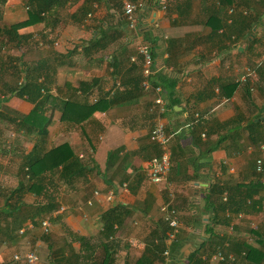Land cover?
<instances>
[{"label": "crops", "instance_id": "crops-1", "mask_svg": "<svg viewBox=\"0 0 264 264\" xmlns=\"http://www.w3.org/2000/svg\"><path fill=\"white\" fill-rule=\"evenodd\" d=\"M24 1L0 3V27L26 19ZM130 1L140 3L135 30L126 28L121 15L113 11L118 6L116 1L67 0V21L58 23L52 32L46 33L48 30L40 22L18 28V34L29 37L22 38L17 46L14 39L0 34V180L3 190L17 184L18 169L36 139L34 132L16 127L14 120L28 114L33 104L10 93V89L22 77L21 68L36 60H52L55 53L71 51L67 64L55 67L54 62L50 63L55 71L41 76L52 95L46 99L40 113L48 120L44 148L66 142L88 167L84 177L67 187L61 184L57 174L45 172L42 183L49 188L22 195L21 200L26 203L57 201L64 210L40 213L30 226L28 220L24 221L12 236L0 233V264H25L22 257L31 250L37 257L33 264H58L50 256L58 247L54 245L55 239L60 238L57 235H64V247L57 249V257H67L64 264H100L102 248L96 243L105 239L99 234V217L109 207H115L113 214H118V222L113 224L114 238L110 240H116L111 264H133L144 246L155 241L153 236L158 229L165 227L160 205L171 206L177 213L180 224L174 239L177 238L163 242L167 250L173 241L178 242L175 257L184 263L189 251L205 235L201 219L212 216L204 202L210 186L245 179L251 169L249 157L255 153L260 155L256 147L246 144L245 131L241 129L238 134L233 131L237 123L242 125L257 113L264 98V81L260 78L250 81L249 88L239 80L245 73L244 68L252 66L251 61L258 64L264 59L261 37L264 13L252 37L246 39L236 35L241 33L242 21L231 20L237 17L235 13L243 12L244 6L234 9L229 4L220 6L214 0ZM248 4L255 13L259 11L260 6L253 0ZM208 8L214 12L210 22ZM230 8L232 11L228 12ZM119 19L123 20L125 34H112L103 49H83L98 28H110L111 33L118 31L122 27ZM222 29L225 35L219 34ZM33 33L43 43L39 45L42 50L36 47L38 42L32 37ZM139 43L150 49L153 63L158 67L153 73L175 80L171 101L163 98L165 93L160 86L158 92L149 87L135 101L126 100L104 111H95L80 124L59 120L57 86L65 82L75 85L80 79L98 77V86L92 94L97 97L111 93L115 81H120L119 77L125 75L131 63L136 65L133 73L140 72L142 59L135 49ZM125 46L129 49L124 55L123 67L119 75L113 76L106 59ZM148 78L150 82V75ZM231 82L237 83L228 95L225 85ZM157 96L162 98L163 110L154 103ZM157 120L167 131L170 167L164 180L155 184L149 181L146 167L147 160L158 153V147L148 139ZM113 150L116 153L107 160ZM209 197L217 198L214 193H209ZM87 200L90 205L86 204ZM64 201L67 204H63ZM4 203L5 197L0 195V208H4ZM260 205L259 210L243 214L233 233L218 224L214 225V232L221 238L244 237L257 247L256 238L247 235L243 228L246 219L249 223L253 220L264 235V202ZM44 216L49 218L47 234L38 224ZM8 220L4 217L0 227ZM13 254L20 259L13 260ZM74 255H78L77 261ZM163 257L165 264L169 261L168 254ZM218 262L209 259L207 264Z\"/></svg>", "mask_w": 264, "mask_h": 264}, {"label": "trees", "instance_id": "trees-1", "mask_svg": "<svg viewBox=\"0 0 264 264\" xmlns=\"http://www.w3.org/2000/svg\"><path fill=\"white\" fill-rule=\"evenodd\" d=\"M3 1L4 0H0V3ZM113 1H116L118 5L113 11L119 16L121 15V3L118 0ZM216 1L220 6L229 4V6H234V9L238 6H244L243 12L241 10L235 13L234 15L237 17L231 20L232 22L236 20L239 22L238 19L242 21L241 33H235L236 35H241L242 38L246 39L251 38L255 31L256 23L259 21V17L264 13V0H253V3L255 2L260 6L257 13L254 12L252 5L248 4L250 0H214V3ZM23 5L26 7V19L11 23L5 27H0V34L8 35L10 38L14 39L15 46L22 41V38L26 40V38L29 37V35L26 34H18L16 32L18 28L40 22L48 30L46 33H50L58 23L67 21V18L64 17L62 12L67 8V0H25ZM81 11H83V9ZM206 13L208 22H210L213 19L214 12L210 11L208 8ZM65 14L67 16V13ZM83 14H85L84 11ZM119 23L122 27H120L118 31H113V33L109 31L110 28H98L92 39L83 47V49H103L106 47L107 42H110L112 34L117 36L125 34L123 20L119 19ZM218 26L219 25L217 24L214 29H218ZM226 30L229 36L230 31H228L227 28ZM230 30L234 31L233 28ZM219 34L225 35L223 29ZM261 35L264 51V31ZM232 38L236 37L232 36ZM49 39L52 41V37ZM130 44L131 41L129 40L128 46ZM128 46L121 48L115 55L111 54V56L106 59L108 66L111 67V74L113 76L120 74V69H122L123 61L125 60L124 55H127L126 52L129 49ZM70 54L71 51H66L63 54L55 53L54 56H52V60H36L28 64L25 68H21L22 82L14 85L10 89V93L24 98L29 103L33 104L31 111L28 114L22 115L14 120H16V127L34 132V134H36V139L30 151L24 156L18 169L20 178L18 179L17 184L14 187H7L4 190L2 187V190L0 191V195L5 197L4 208H0V221H2L4 217L9 218L8 221L4 222V226L2 228L0 227V233L5 236H12L24 221L28 220L32 222L34 217L40 213H46L52 210L57 211L60 205L57 201L54 202L49 200L43 204L38 203L33 205L21 200L24 193L34 192L35 190L40 193L41 190L44 192L49 188V186L43 185L42 183V176L45 172L57 174L61 180V184L67 186V184L73 183L77 178L84 177L88 170L87 165L79 159L68 143L62 142L48 149L44 148L48 120L41 117L40 113L42 112L44 102L47 98L52 97V95L49 93V88L46 83H44L41 76L43 75L46 77L47 74L50 75V73L55 71L56 66L67 64V57ZM136 55L140 54L136 52ZM50 63H53L55 67H50ZM251 65L252 66L246 67L252 69L256 77L264 81V59L258 64L257 61L253 60L251 61ZM134 67H136L135 63H131L130 66H128L125 75L119 77L120 81L117 83L115 81V87L112 92H107L104 95H97L94 101H89L87 97L89 94L91 95L93 89L98 86V77L80 79L75 85L65 82L62 85L57 86V95L55 97L58 98V103L60 105L59 120L67 123L80 124L88 119L95 111H104L110 106L120 104L126 100L129 102L138 99L143 91L140 87L141 68L140 72L135 74L133 73V71H135ZM236 83L231 82L228 85H225L228 86V95L231 94ZM242 83H245V88L251 86L249 84V79H246V81ZM150 84L152 86H160L163 93H165L163 98H167V100L171 101L170 95L174 91V79L163 77V75L159 73H152L150 75ZM162 107L164 109V106ZM166 107L170 108V105L166 104ZM152 114L155 115V113ZM236 126L237 127L233 133L238 134L239 130H244L246 132V144L250 147H256L257 149L258 144L264 142V98L262 104L257 109V113L253 117L243 121L242 125L237 123ZM165 133L167 134L166 129ZM150 142L152 145L154 144L157 146L156 143L152 141ZM217 145L218 144L214 147ZM212 148L213 147H210V149ZM115 153V150L110 151L107 155V160L111 159ZM157 154L158 153L156 152L154 155ZM257 154L258 153H255L252 157H249L250 159H248L251 169L245 179L231 184L224 183V185H218V183H214L210 186L204 202L212 211V216L210 215L201 219L205 235L203 238L199 239L198 244L189 251L184 263H181L179 260L177 261L175 257L179 243L173 241L172 246L168 248L169 261L165 262V264H207L211 254L217 251V249H220L224 258L219 261L218 264H263L264 235L258 230V226L256 229L251 228L249 220L246 219L243 228V230L246 231V234L256 238V242H258L257 247L249 244L244 237L242 239H237L235 237L221 238L214 232L213 228L215 224H218L222 228H226L227 231L228 226L232 224V221L238 212L245 214L256 211L257 209L259 210L261 206L260 203L264 202V198L261 195L263 186L259 182L261 174L256 172L253 166ZM223 191L226 192L225 200H221V194ZM209 193H214L217 198L211 200ZM115 209V207H109L99 217L101 223L99 234L105 239L104 242L100 239L96 243L102 248V259L100 260V264H111L113 261L112 254L115 251L114 244L116 243V240H110L114 238L113 234L115 228L113 227V224L118 222V214H113ZM216 213H219L220 217L217 218ZM242 219L238 220L236 223L238 224ZM163 223L168 229L166 228V230L165 227L159 228L158 232L153 236L155 241H150V243H147V245L144 246L143 251L134 260L133 264H163L164 257L162 254L166 247L165 242L163 241L166 233L171 230L165 221H163ZM236 223L232 224L231 233H233V230L236 231L238 229ZM176 238L177 237H175V239ZM80 242H82V240H80ZM225 242L226 244H224ZM228 255L231 256L232 259L228 258ZM60 256L61 257H57L54 261L58 264H62V262L64 264L65 261L67 262V257L63 255ZM74 259L77 261L78 255H74Z\"/></svg>", "mask_w": 264, "mask_h": 264}, {"label": "built area", "instance_id": "built-area-1", "mask_svg": "<svg viewBox=\"0 0 264 264\" xmlns=\"http://www.w3.org/2000/svg\"><path fill=\"white\" fill-rule=\"evenodd\" d=\"M121 3V17L126 23V27L135 30L137 27V11L140 8V3L133 2L130 0H118ZM26 9V7H25ZM232 8L228 10V12H231ZM32 37L34 40L38 41V36L36 33H33ZM136 52L141 55V80H140V87L142 90H147L149 87H152L153 90L158 92L160 90V87L158 85L151 86L149 82V75H151L154 71L158 70V67L153 63V58L150 52V49L146 44L139 43L136 45ZM244 75L240 77V81L244 82L246 79H249L250 81H253L256 79V75L253 72L252 69L249 67L244 68ZM22 78H20L19 82H22ZM92 101L96 99V96L91 95ZM154 103L158 104L160 106V110L162 109V98L160 96H157L154 99ZM148 139L154 143H156L158 147V154L151 156L147 160V176L151 183H160L164 180L165 174L167 173L169 167H170V158H169V150L167 147V134L165 133L164 124L157 120L152 128L149 131ZM258 149L261 152H264V143L259 144ZM254 169L256 172L261 173L263 171L262 167V157H257L254 160ZM260 184L263 186L264 190V177L260 178L259 180ZM0 185V190H1ZM262 197L264 198V192L262 193ZM221 200H225V193H222ZM248 202V201H247ZM87 205H90V201H86ZM64 210V207L62 205H59V208L57 209L58 212H61ZM160 212L162 213L163 221L166 222V224L170 227V231L166 233V236L164 240L171 241L174 239L175 233L177 232V227L180 224V221L178 219L177 213L173 208L167 207L166 205H160L159 207ZM243 214L238 212L236 216L234 217L232 224L238 222L242 218ZM32 224L31 221H29L28 225L30 226ZM39 227L43 233H47L49 231V218L48 216H44L39 219L38 221ZM232 224L228 226V231L230 232L232 229ZM250 227L253 229L257 228V223L255 221H250L249 223ZM22 230H19L21 232ZM168 250H163V255H167ZM212 258L216 261L223 260V255L220 251V249H217L212 254ZM228 258L232 259L231 256L228 255ZM13 260H19L20 257L17 254L12 255ZM25 264H33L35 263L37 257L34 253V251H27L24 253L22 257Z\"/></svg>", "mask_w": 264, "mask_h": 264}, {"label": "rangeland", "instance_id": "rangeland-1", "mask_svg": "<svg viewBox=\"0 0 264 264\" xmlns=\"http://www.w3.org/2000/svg\"><path fill=\"white\" fill-rule=\"evenodd\" d=\"M24 6V5H23ZM63 12V15H64V17L65 18H67V16H66V14L65 13H67V8H65L64 9V11H62ZM53 44H55V42H53ZM65 44L67 45V41L65 42ZM42 46L43 45V43L40 41V42H38V46ZM36 46L38 49H40V50H42L41 49V47L39 46ZM54 46V45H53ZM35 47V48H36ZM35 56V55H34ZM33 56V57H34ZM20 78H22V77H20ZM92 98L93 97H91V96H89V101H92ZM244 131V130H243ZM264 143V142H263ZM259 144H261V143H259ZM259 144H258V146H259ZM74 147V146H73ZM257 150L260 152V155H259V153L256 155V157L255 158H257V157H262V167H263V171L260 173L261 175H260V178H262V177H264V152H261L259 149H258V147H257ZM169 158H170V156H169ZM254 166V165H253ZM260 178H259V180H260ZM1 179V178H0ZM60 179V178H59ZM231 180H233V179H231ZM61 181V180H60ZM233 181H235V180H233ZM242 181V180H241ZM0 185H1V187H3V185H2V182H1V180H0ZM67 187V186H66ZM1 190H2V188H1ZM0 190V191H1ZM59 190H57L56 189V192H58ZM264 192V190H262V192H261V195H262V193ZM63 204H67V202H62ZM59 208V207H58ZM253 221V220H252ZM248 235V234H247ZM64 236V235H63ZM63 236L62 235H57V237H60V238H56L55 239V242H54V245L55 246H58V247H55V251H52L51 253H50V256H51V259L53 258V260H55V259H57V254H58V250L59 249H61V248H63L64 247V245H63V242H62V239H63ZM246 236V235H245ZM65 240H66V238H65ZM58 249V250H57ZM101 255V254H100ZM100 255H99V257L98 258H100ZM210 260H212V261H216L215 259H213L212 258V255H211V257L209 258ZM62 264H63V262H62Z\"/></svg>", "mask_w": 264, "mask_h": 264}]
</instances>
